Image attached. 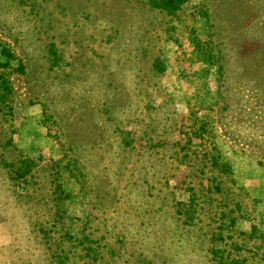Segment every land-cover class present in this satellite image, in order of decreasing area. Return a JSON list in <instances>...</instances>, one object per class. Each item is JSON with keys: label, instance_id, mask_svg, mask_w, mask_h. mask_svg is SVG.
<instances>
[{"label": "rangeland", "instance_id": "374dc122", "mask_svg": "<svg viewBox=\"0 0 264 264\" xmlns=\"http://www.w3.org/2000/svg\"><path fill=\"white\" fill-rule=\"evenodd\" d=\"M148 1L0 0V264H264V0Z\"/></svg>", "mask_w": 264, "mask_h": 264}, {"label": "trees", "instance_id": "16d2710c", "mask_svg": "<svg viewBox=\"0 0 264 264\" xmlns=\"http://www.w3.org/2000/svg\"><path fill=\"white\" fill-rule=\"evenodd\" d=\"M148 4L155 8H160L164 10L166 13H172L174 9L173 0H149ZM7 58L10 57V53L6 52L5 54ZM5 64L0 62V68L3 69ZM13 88L10 79L6 76L4 71L0 70V106L3 109H6L5 116L12 117V108L9 105V97L12 94ZM6 145H11V138H8L6 141ZM14 166V165H13ZM90 249L89 246H87Z\"/></svg>", "mask_w": 264, "mask_h": 264}]
</instances>
